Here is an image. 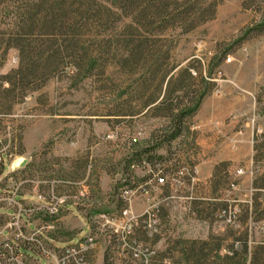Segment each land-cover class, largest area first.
<instances>
[{
	"label": "rangeland",
	"instance_id": "obj_1",
	"mask_svg": "<svg viewBox=\"0 0 264 264\" xmlns=\"http://www.w3.org/2000/svg\"><path fill=\"white\" fill-rule=\"evenodd\" d=\"M32 1L0 0V77L17 68L18 52L11 46L20 40L30 43L29 47L40 45L44 51L62 41L74 48L62 51L35 84L5 93L3 89L10 85L0 80V150L13 153L7 163L19 158L38 162L46 156L70 157L76 151L82 156L89 153L95 174L104 169L110 175L106 184L112 205L102 209L106 212H116L123 206L121 188L144 182L161 170L158 176L165 181L149 195L152 202L159 203V234L148 238L139 233L155 251L152 264H189L182 255V244L188 241L219 243L221 254L231 243L239 249V238H246L251 248L263 243L264 216L252 214L250 208L253 181L259 187L264 183V0H177L176 11L204 12V17L214 12L192 28L191 20L184 21L185 16L175 24L143 26L134 23L135 8H111L112 12H92L95 19L87 26L76 19L73 26L64 27L62 34L50 37L43 33L52 28L39 24L43 15L39 12L33 18L34 33L16 36L21 26L18 16ZM170 11L174 12L172 8ZM53 31L57 33V29ZM134 40H148L141 51L158 54L160 68L171 69V88L180 81L197 94L205 92L209 96L227 90L244 98L245 112L229 117L238 123L225 144L229 152L239 155L241 174L228 173L229 162L220 161L210 178L186 182L173 191L172 198L162 199L169 193L168 183L174 172L193 167L198 161L191 128L195 113L179 121V134L170 139L172 128L177 126L175 117H168L163 107L147 110L143 106L157 93L158 80L151 75L143 78L139 66L127 58V44ZM74 62L80 65L79 71L72 66ZM160 85V94L155 96L163 101L165 82ZM187 99L190 97L174 101L179 106ZM253 115L263 135L251 143V128L244 124ZM250 157L252 163L245 168ZM150 161L157 164L153 173ZM7 163L4 171L8 170ZM39 185L36 181L35 187ZM256 194L262 209L264 190ZM145 205L146 197L138 195L131 207L139 214ZM224 209L234 213L232 224L218 217ZM87 231L83 228L72 242ZM96 237L97 244H103V236ZM122 260L126 259L106 248L99 264H121Z\"/></svg>",
	"mask_w": 264,
	"mask_h": 264
},
{
	"label": "trees",
	"instance_id": "obj_2",
	"mask_svg": "<svg viewBox=\"0 0 264 264\" xmlns=\"http://www.w3.org/2000/svg\"><path fill=\"white\" fill-rule=\"evenodd\" d=\"M176 4H178L177 0H33L18 16L21 26L20 30L19 28L18 30L16 29V36L26 37L33 32V18L36 13L39 12L43 13L39 18L41 22L39 24L43 27L52 28V30L43 33L47 37L62 34L64 27H68V25L73 26L76 19L80 25L87 26L89 20L95 19L92 12H112L111 8L120 9V11L127 7L135 8L136 12L134 13H136V16L133 17L135 20L134 23L143 26H150L156 23L165 24L169 22L175 24L176 21L181 20L182 16H185L184 21L191 20L189 28H192L196 23L211 18L214 13L210 12V16L204 17V12L176 11ZM171 8L174 12L170 11ZM72 21L74 23H72ZM53 29H57V33H55ZM23 41L25 40H20L19 44H13V46H11L18 52L19 61L17 68L11 73L0 77V80H4L5 83L10 85V87L3 89L5 93L15 91L17 87L24 88L26 84L32 85L37 83L38 80L44 76L46 70L52 67L53 61L61 55L62 51L74 48L62 41V43L59 44H50V47L44 51L41 50L40 45L29 47L30 43H24ZM151 41H154V39ZM147 42L148 40L130 41L127 44L129 47L127 49V58L131 60L133 64L135 63L137 67L139 66L138 69L142 71L143 74L141 75H144L142 76L143 78L148 75H151V77L157 76V78H155V80H158L156 96L160 94V84L165 82L162 91V99L164 100L158 101V97L153 95L143 106L147 110L163 107L168 117H175L174 121H177V126L172 128V133L170 134V139H173L179 134V121H182L185 115H192L195 113L202 99L206 96V93L202 92L201 94H197L198 92L196 90L190 91L191 86H184L180 81L179 85H175L174 88H171L173 80L171 76L168 77L171 69L169 68L164 71L160 68V64H158V54L154 55L149 53L146 55L145 52L141 51V46ZM75 53L76 51H73V55H75ZM72 66L79 71V64L74 62ZM176 92H183L184 95L175 96L174 93ZM180 97H190V99H187L188 101H185V104L182 103V105L180 104L178 106L174 100L177 101ZM150 163V165H154L156 162L153 163L150 161ZM252 190L255 194H252L254 201L250 208L251 213L257 216H264V208L260 209V204L256 202L258 199L256 193L260 190H264V183L259 187L257 186L256 180H254L252 183ZM237 242L240 244L239 249H236L234 243H231L228 245L224 254H220L221 246L219 243L212 244L213 242L210 243L207 241H188L182 244V255L185 256V261L189 264H246L247 259V264H264V242L252 248L249 246L246 238H239Z\"/></svg>",
	"mask_w": 264,
	"mask_h": 264
},
{
	"label": "built area",
	"instance_id": "obj_3",
	"mask_svg": "<svg viewBox=\"0 0 264 264\" xmlns=\"http://www.w3.org/2000/svg\"><path fill=\"white\" fill-rule=\"evenodd\" d=\"M255 119L253 115L244 124L251 128L253 134L251 143L263 135ZM12 157L13 153L9 150L4 148L0 150V177L5 162ZM156 165L149 167L151 173ZM160 171L153 173L144 182L121 188L119 197L123 206L118 211L98 213L84 237L60 247L52 245L48 236L55 230L56 218L68 196H58L52 190L45 194L36 186L34 197L37 202L24 204L16 198L20 189V184H16L10 194H0V203L9 210L0 223V264H93L97 234L103 236L107 248L126 259L122 260L121 264H152L155 251L151 245L140 239L139 233L148 238L159 234V203L152 202L149 195L152 191H158L160 189L158 185L165 181L162 176H158ZM241 173L242 170L237 169L235 175ZM195 174L194 166L177 169L169 179L168 189L173 193L183 188L186 182L195 180ZM172 193L162 199L172 198ZM138 195L146 197L145 208L139 214L131 207L133 199ZM35 217L40 219L41 224L30 229L28 224ZM218 217L222 218L223 222L232 224L235 215L224 209L218 213Z\"/></svg>",
	"mask_w": 264,
	"mask_h": 264
},
{
	"label": "crops",
	"instance_id": "obj_4",
	"mask_svg": "<svg viewBox=\"0 0 264 264\" xmlns=\"http://www.w3.org/2000/svg\"><path fill=\"white\" fill-rule=\"evenodd\" d=\"M244 108V98L232 95L227 90L225 93L220 90L218 94H211L202 99L193 115L191 126L197 147L195 156L198 157V161L194 166L195 179L198 182L210 178L214 166L220 161L229 162L228 173L235 174L239 169L237 166L240 161L239 155L229 152L225 144L229 137L233 136L232 129L238 123L232 118L229 120L230 115L234 117L240 115L245 112ZM225 120L227 123H224ZM214 122L218 123L217 126ZM90 156L89 153L82 156L76 151L75 155L70 157L58 158L57 156L49 159L46 156L40 158L38 162H30L26 159V164L14 171L10 168L11 163L8 164L6 161L8 170L4 171L3 167L0 177V194L8 195L16 184H20L16 198L24 204H32L37 202L34 197V188L35 182L38 181L40 182L38 188L43 193L46 194L52 190L58 196H68L62 211L56 218V228L50 232L48 240L57 247L73 243L72 240L83 228H87V233L89 232L94 216L100 212H106L103 210L109 209L112 205L110 190L106 184L109 182L110 175L104 169L98 170L96 175L95 169H92L93 165H90ZM251 163L250 157L245 168ZM248 172L252 176V171ZM168 192L172 193L171 190ZM136 209L137 205H135V211ZM8 213L9 210L0 203V223ZM39 224H41L40 219L35 217L29 222L28 227L31 229ZM106 248L105 240L103 244L98 242L93 254L95 264L102 261L103 249Z\"/></svg>",
	"mask_w": 264,
	"mask_h": 264
},
{
	"label": "water",
	"instance_id": "obj_5",
	"mask_svg": "<svg viewBox=\"0 0 264 264\" xmlns=\"http://www.w3.org/2000/svg\"><path fill=\"white\" fill-rule=\"evenodd\" d=\"M19 159H20V162L17 164V166L12 165L14 163V161L11 163V165H10L11 170L14 171L16 169L23 167L26 164V159H24V158H19Z\"/></svg>",
	"mask_w": 264,
	"mask_h": 264
},
{
	"label": "bare ground",
	"instance_id": "obj_6",
	"mask_svg": "<svg viewBox=\"0 0 264 264\" xmlns=\"http://www.w3.org/2000/svg\"><path fill=\"white\" fill-rule=\"evenodd\" d=\"M13 162V161H12ZM20 162V159H15L14 163L12 164L13 166H17V164Z\"/></svg>",
	"mask_w": 264,
	"mask_h": 264
}]
</instances>
